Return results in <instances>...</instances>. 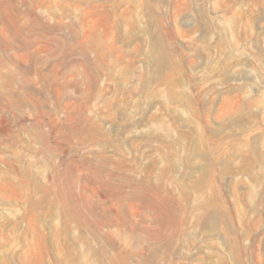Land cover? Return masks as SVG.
<instances>
[{
  "label": "rangeland",
  "instance_id": "rangeland-1",
  "mask_svg": "<svg viewBox=\"0 0 264 264\" xmlns=\"http://www.w3.org/2000/svg\"><path fill=\"white\" fill-rule=\"evenodd\" d=\"M0 264H264V0H0Z\"/></svg>",
  "mask_w": 264,
  "mask_h": 264
}]
</instances>
